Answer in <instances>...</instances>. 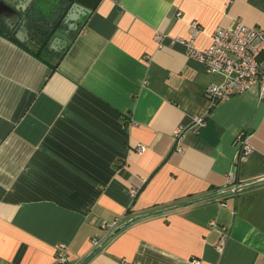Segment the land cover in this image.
<instances>
[{
    "label": "crops",
    "instance_id": "0c3cea01",
    "mask_svg": "<svg viewBox=\"0 0 264 264\" xmlns=\"http://www.w3.org/2000/svg\"><path fill=\"white\" fill-rule=\"evenodd\" d=\"M58 1L31 14L44 42L68 30ZM76 3L91 14L62 59L0 29V264H264L260 88L212 106L221 77L179 42L194 22L199 49L238 20L264 30V0ZM242 132L253 151L230 184Z\"/></svg>",
    "mask_w": 264,
    "mask_h": 264
},
{
    "label": "built area",
    "instance_id": "2783aa9c",
    "mask_svg": "<svg viewBox=\"0 0 264 264\" xmlns=\"http://www.w3.org/2000/svg\"><path fill=\"white\" fill-rule=\"evenodd\" d=\"M190 39H180L179 42L187 48L186 56L204 65L208 74L219 75L221 82L210 84L205 95L213 105L222 101L249 92L253 88H260V99L264 100V30L246 25L236 21L230 27H218L214 30L211 38V46L206 49H199L195 46V39L202 33L201 27L194 22L190 25ZM156 42L162 39L161 35L156 36ZM206 124L204 117H195L193 128L203 127ZM185 133L180 127L176 135L181 137ZM252 135L249 132L240 133L235 140L238 149L233 169L228 173L230 184H236L237 172L242 163L247 161L253 148L251 146ZM139 153H144L146 147L139 146ZM118 226L114 224L113 228ZM106 227V224H104ZM227 236V231L224 234ZM95 247L100 246L99 241L94 240ZM226 247L224 237L217 251L222 253ZM68 259V248L60 244L58 248V263H64Z\"/></svg>",
    "mask_w": 264,
    "mask_h": 264
},
{
    "label": "water",
    "instance_id": "95a60500",
    "mask_svg": "<svg viewBox=\"0 0 264 264\" xmlns=\"http://www.w3.org/2000/svg\"><path fill=\"white\" fill-rule=\"evenodd\" d=\"M40 0H0V29L5 28L15 33L16 38L20 42H26L30 39H44L34 32V24L31 14L38 12V4ZM64 18L61 28L68 30H57L53 39L47 43V49L52 51H61L66 49L72 43L69 33L73 31L72 27L77 28L79 24L91 14V11L78 3L67 4L64 8ZM264 184V181L255 182L248 187Z\"/></svg>",
    "mask_w": 264,
    "mask_h": 264
},
{
    "label": "trees",
    "instance_id": "16d2710c",
    "mask_svg": "<svg viewBox=\"0 0 264 264\" xmlns=\"http://www.w3.org/2000/svg\"><path fill=\"white\" fill-rule=\"evenodd\" d=\"M67 1H68V2H67L68 5H69V4H72V3H74V2L76 1V2H79V3H82V4L86 5V6H88V7L90 6L92 9H95L96 6L98 5V3L100 2V0H67ZM63 18H64V15H62V17H61V19L59 20V23H58V24H60V23L62 22ZM55 30H56V28L52 30L51 35H52L54 32H56ZM42 34H43L44 36H46V40H45V42L43 43V45L41 46V48L39 49V53H40V54H42V52L46 51V49H47V43H48L49 38H50V34H48V33H44V32H42ZM48 35H49V36H48ZM47 50H48V49H47ZM48 51H49V50H48ZM65 52H66V50H64V51L59 55L60 59H62V58L64 57Z\"/></svg>",
    "mask_w": 264,
    "mask_h": 264
},
{
    "label": "flooded vegetation",
    "instance_id": "af4514ba",
    "mask_svg": "<svg viewBox=\"0 0 264 264\" xmlns=\"http://www.w3.org/2000/svg\"><path fill=\"white\" fill-rule=\"evenodd\" d=\"M55 2L58 3L59 1H58V0H55ZM53 4H55V3H53ZM57 7L59 8V5H57ZM59 14H60V12H58V15H59ZM60 15H61V14H60ZM60 15H59V16H60ZM59 19H60V17H58L57 20H59Z\"/></svg>",
    "mask_w": 264,
    "mask_h": 264
}]
</instances>
